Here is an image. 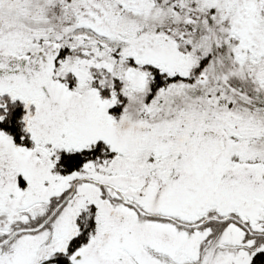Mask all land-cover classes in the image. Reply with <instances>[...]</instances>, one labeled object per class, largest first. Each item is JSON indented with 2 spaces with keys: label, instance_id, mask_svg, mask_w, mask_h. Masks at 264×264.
<instances>
[{
  "label": "snow or ice",
  "instance_id": "obj_1",
  "mask_svg": "<svg viewBox=\"0 0 264 264\" xmlns=\"http://www.w3.org/2000/svg\"><path fill=\"white\" fill-rule=\"evenodd\" d=\"M0 264H264V0H0Z\"/></svg>",
  "mask_w": 264,
  "mask_h": 264
}]
</instances>
